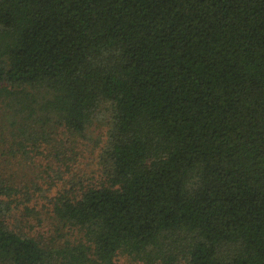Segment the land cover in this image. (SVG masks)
<instances>
[{"label": "trees", "instance_id": "16d2710c", "mask_svg": "<svg viewBox=\"0 0 264 264\" xmlns=\"http://www.w3.org/2000/svg\"><path fill=\"white\" fill-rule=\"evenodd\" d=\"M0 264H264V0H0Z\"/></svg>", "mask_w": 264, "mask_h": 264}, {"label": "rangeland", "instance_id": "374dc122", "mask_svg": "<svg viewBox=\"0 0 264 264\" xmlns=\"http://www.w3.org/2000/svg\"><path fill=\"white\" fill-rule=\"evenodd\" d=\"M98 131L99 130H96L94 134L95 135L98 134ZM87 162L91 164L90 166L96 167V162H97L96 153H91V152L87 151L84 156L80 157V163L81 164L85 165Z\"/></svg>", "mask_w": 264, "mask_h": 264}]
</instances>
